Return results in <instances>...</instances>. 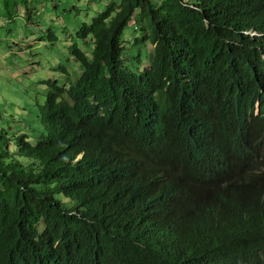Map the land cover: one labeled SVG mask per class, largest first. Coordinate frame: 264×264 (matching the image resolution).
Returning <instances> with one entry per match:
<instances>
[{"label": "trees", "instance_id": "1", "mask_svg": "<svg viewBox=\"0 0 264 264\" xmlns=\"http://www.w3.org/2000/svg\"><path fill=\"white\" fill-rule=\"evenodd\" d=\"M106 1L0 129V264H264V0Z\"/></svg>", "mask_w": 264, "mask_h": 264}, {"label": "rangeland", "instance_id": "2", "mask_svg": "<svg viewBox=\"0 0 264 264\" xmlns=\"http://www.w3.org/2000/svg\"><path fill=\"white\" fill-rule=\"evenodd\" d=\"M106 3V0H35L38 11L31 21L21 8L12 11L11 22L0 17V129L9 134L23 129L30 140L35 141L34 114L43 104L48 90L42 80L58 78L68 86V76L53 68L63 63L70 69L75 66V72H79L76 63L68 59L74 31L81 23L89 22ZM137 22L134 19L130 25L137 29ZM130 25L123 34L127 45L137 36ZM48 29L56 34L57 41L51 43L44 38ZM84 44L80 47L89 51ZM128 47L130 50L127 48L125 55L132 59L136 50L132 45ZM149 50L141 55L145 66L149 62Z\"/></svg>", "mask_w": 264, "mask_h": 264}]
</instances>
